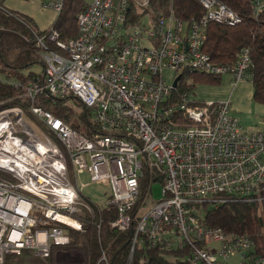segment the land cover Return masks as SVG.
<instances>
[{
    "label": "built area",
    "instance_id": "2783aa9c",
    "mask_svg": "<svg viewBox=\"0 0 264 264\" xmlns=\"http://www.w3.org/2000/svg\"><path fill=\"white\" fill-rule=\"evenodd\" d=\"M198 1L204 13L186 20L173 10L153 17L150 0H93L78 14L75 37L64 40L53 26L34 31L44 73L23 86L25 94L75 97L94 128L85 135L36 104L30 110L40 124L21 107L0 110V170L13 178L0 180V264L25 250L41 258L55 252L53 264L86 263L81 252L66 261L71 252L63 248L68 229L82 228L76 214L84 173L109 181L107 207L117 208L111 225L131 232L132 252L137 245L186 249L192 263L264 264V255H251V238L204 222L208 208L264 197V130L245 127L230 99H173L181 78L173 82L186 70L229 74L233 84L250 76L248 47L233 64L216 63L204 50L209 23L234 26L241 15L220 0ZM64 3L42 6L59 15ZM250 3L254 16L264 12V0ZM9 9L0 0V10ZM144 168L163 177L162 196L133 215Z\"/></svg>",
    "mask_w": 264,
    "mask_h": 264
},
{
    "label": "trees",
    "instance_id": "16d2710c",
    "mask_svg": "<svg viewBox=\"0 0 264 264\" xmlns=\"http://www.w3.org/2000/svg\"><path fill=\"white\" fill-rule=\"evenodd\" d=\"M220 1L239 13L242 21L234 26L209 23L204 50L216 63L233 64L237 62L241 49L248 47L252 59L249 79L253 83V100L264 104V12L254 16L250 0ZM87 5L83 0H65L62 11L51 25L60 32L62 39L69 40L77 35L78 14ZM150 7L155 18L165 16L172 10L186 20L204 13L198 0H150ZM34 31L40 34L46 32L38 29L31 18L18 11L0 10V110L21 107L27 121L40 124L30 108L32 104L41 105L78 131L90 135L94 128V117L79 99L72 97L84 108L82 113L76 114L72 107L65 105L63 99H49L40 94L33 100L25 94L23 86L34 85L38 77L43 78L44 73ZM35 65H40L42 71L34 70ZM223 76L186 70L181 73V80L172 93L173 99L193 93L197 84H219L223 81ZM59 146L63 148L60 142ZM162 179L153 170L144 168V175L140 179V198L133 215L149 196L153 183ZM0 180L12 181L13 178L9 173L0 170ZM76 216L82 228L68 229L71 240L63 248L83 253L85 264H202L189 261L186 249H148L137 245L132 252L131 232L111 225L117 217V208L114 206L95 210L94 214L81 209ZM204 222L211 227H220L227 233L248 236L254 242L251 255H264V197L249 202L229 201L218 207L208 208ZM103 255L106 260L101 259ZM54 261L55 252L48 258H41L31 250H25L19 255H6L3 264H53Z\"/></svg>",
    "mask_w": 264,
    "mask_h": 264
},
{
    "label": "crops",
    "instance_id": "0c3cea01",
    "mask_svg": "<svg viewBox=\"0 0 264 264\" xmlns=\"http://www.w3.org/2000/svg\"><path fill=\"white\" fill-rule=\"evenodd\" d=\"M29 1H31V5L28 4V0H5V3L10 9L31 18L38 29L49 28L56 21L58 14L52 9L43 8V0ZM24 7L30 9L27 10ZM40 9L46 10L51 14L53 12L54 18L52 19L50 14L39 15L38 10ZM226 79L228 82H224L223 78V81L219 84H199L196 88L197 92H193V98L199 99L196 103L204 102L205 100L230 99L233 114L239 117L244 126L263 130L264 104L257 103L253 100V83L251 79L248 78L237 84H233L232 75Z\"/></svg>",
    "mask_w": 264,
    "mask_h": 264
},
{
    "label": "rangeland",
    "instance_id": "374dc122",
    "mask_svg": "<svg viewBox=\"0 0 264 264\" xmlns=\"http://www.w3.org/2000/svg\"><path fill=\"white\" fill-rule=\"evenodd\" d=\"M84 2L86 3H91L93 0H83ZM28 4L31 5V1L28 0ZM26 8L27 10H29L30 8L28 7H24ZM54 11V10H53ZM55 12V11H54ZM56 13V12H55ZM38 14L39 15H51V18L53 19L54 18V13L52 12L49 13L48 11L46 10H38ZM34 70L38 71V72H41L42 71V68L40 65H35L34 66ZM228 76H230L229 74H226L224 75V82H228V80L226 79ZM199 84H197L198 86ZM196 87V86H195ZM194 87V92L196 90V88ZM193 94V93H192ZM194 102H198L199 99H194L193 100ZM78 100L75 99V98H70L69 100L65 101V105H68L69 107H72L74 110H75V113L76 114H80L82 113V111L84 110V108L82 106H79V104L77 103ZM11 109V108H10ZM14 116H15V111L12 113ZM26 114V113H25ZM32 122V121H31ZM247 127V126H245ZM257 130V129H256ZM264 130V128H263ZM70 177L72 179V182L75 183L74 181V174H73V168L72 166L70 165ZM81 180L83 181L84 183V186H82V189H80V197H81V209H86L87 211H89L91 214H94L95 213V210H99V209H102L103 207H107V200H108V197L109 195L111 194V186H110V183L109 181H92L90 179V176L88 173H84L81 177ZM162 188H163V185H162V182L161 181H157L155 183H153L152 185V193L151 195L149 196V198L147 197L144 201V204H143V212L154 202V201H157L159 198H161L162 196ZM88 196H86V195ZM92 201H91V200ZM71 252L69 254V256H72L75 254V252L73 253L74 249H69ZM71 257H66V261H72L74 260L73 258ZM63 262H65V259L63 260ZM72 264H80L78 262H74Z\"/></svg>",
    "mask_w": 264,
    "mask_h": 264
},
{
    "label": "water",
    "instance_id": "95a60500",
    "mask_svg": "<svg viewBox=\"0 0 264 264\" xmlns=\"http://www.w3.org/2000/svg\"><path fill=\"white\" fill-rule=\"evenodd\" d=\"M181 76H177L173 82V85L176 86L178 84V81L180 80Z\"/></svg>",
    "mask_w": 264,
    "mask_h": 264
}]
</instances>
